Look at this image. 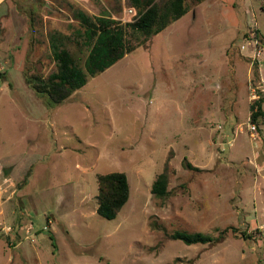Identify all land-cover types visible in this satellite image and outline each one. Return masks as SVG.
Returning <instances> with one entry per match:
<instances>
[{"label": "rangeland", "instance_id": "obj_1", "mask_svg": "<svg viewBox=\"0 0 264 264\" xmlns=\"http://www.w3.org/2000/svg\"><path fill=\"white\" fill-rule=\"evenodd\" d=\"M10 1L29 18L30 46L27 57L12 48L0 72V161L16 162L0 164V264H264V123L250 122L264 57L247 44L258 30L264 47V0L192 6L156 36L133 38L132 53L58 106L23 73L27 60L31 73L55 71L48 34L78 28L72 7L123 23L137 14L128 0ZM165 169L170 195L159 199L152 186ZM117 172L130 199L108 220L98 176ZM226 229L215 244L170 238Z\"/></svg>", "mask_w": 264, "mask_h": 264}, {"label": "trees", "instance_id": "obj_2", "mask_svg": "<svg viewBox=\"0 0 264 264\" xmlns=\"http://www.w3.org/2000/svg\"><path fill=\"white\" fill-rule=\"evenodd\" d=\"M205 0H128L129 9L136 12L135 20L123 23L109 14L93 16L86 11L73 8L74 20L78 23L70 34L55 30L48 34L49 59L55 71L45 75L26 69L25 80L40 97H47L51 106H58L85 87L89 80L102 74L127 54L132 53L139 43L132 39L141 36L148 40L189 13L192 6ZM264 10V9H263ZM35 28V27H32ZM261 40L260 31H256ZM261 43V41H260ZM85 64L82 66L81 61ZM250 122L260 128L264 123V95L250 104ZM188 168H194L188 164ZM169 175L165 169L152 186V194L159 199L170 195ZM98 214L105 219H116L130 199V184L125 173L117 172L98 176ZM237 233L236 229H232ZM229 229L221 232L218 239L204 233L175 231L172 240L188 246L215 244L226 237ZM245 240H256L252 235L242 234Z\"/></svg>", "mask_w": 264, "mask_h": 264}, {"label": "crops", "instance_id": "obj_3", "mask_svg": "<svg viewBox=\"0 0 264 264\" xmlns=\"http://www.w3.org/2000/svg\"><path fill=\"white\" fill-rule=\"evenodd\" d=\"M10 2H11L10 0H0V12L2 11L0 15V28L4 35L3 38L0 40V64L2 66V70H4L3 73H8L7 72L8 67L11 63V58H12L11 55L12 48H14L15 51L22 48L23 51L26 52V57H27L29 54V50H28L29 47L27 46L28 45L30 46L29 41L24 40L25 35L27 34L28 31H30V27L28 28L27 25L28 21H26V23L24 22V20H26L27 17L26 15H24V13L20 12L18 9L14 10L13 8L8 7ZM5 22H6V29L5 27H3ZM28 68H29V61L27 60V63L23 68L24 76H25V71ZM2 70L0 72H2ZM261 87H262V92L264 93V68H262ZM14 163L16 162L13 161L11 157L4 160V162L0 161V164L3 166H6V164H14ZM9 172H11V170ZM5 175L9 176L8 171L5 173ZM0 215L2 216V218H0L1 219L0 221H2V223H6V219L4 218V211L2 212L0 211ZM19 245L20 242L17 243L12 250L17 249Z\"/></svg>", "mask_w": 264, "mask_h": 264}, {"label": "built area", "instance_id": "obj_4", "mask_svg": "<svg viewBox=\"0 0 264 264\" xmlns=\"http://www.w3.org/2000/svg\"><path fill=\"white\" fill-rule=\"evenodd\" d=\"M130 13H133V10H130ZM247 44H248L249 47L252 48V51H253V54H254L252 58L254 60L262 58L264 56V47L261 46L260 39L257 37L256 32H253L252 39L248 40ZM246 48H247V45H245V44H243L241 46V49L243 51L246 50ZM1 70H2V66L0 64V71ZM251 130L252 131H256L257 130L256 125L253 124V126H251ZM253 136H255V134H253ZM33 229H34L33 226H30L27 229V233H28L27 239H29V235L33 232ZM45 229H47V228H45ZM3 230L6 231V232H10V229H7V228H4Z\"/></svg>", "mask_w": 264, "mask_h": 264}]
</instances>
